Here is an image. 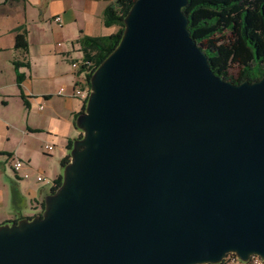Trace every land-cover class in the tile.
Returning <instances> with one entry per match:
<instances>
[{
    "label": "water",
    "instance_id": "water-1",
    "mask_svg": "<svg viewBox=\"0 0 264 264\" xmlns=\"http://www.w3.org/2000/svg\"><path fill=\"white\" fill-rule=\"evenodd\" d=\"M188 0H135L94 69L61 184L0 264L264 261V76H215Z\"/></svg>",
    "mask_w": 264,
    "mask_h": 264
},
{
    "label": "crops",
    "instance_id": "crops-1",
    "mask_svg": "<svg viewBox=\"0 0 264 264\" xmlns=\"http://www.w3.org/2000/svg\"><path fill=\"white\" fill-rule=\"evenodd\" d=\"M107 5L105 0H0V225L39 215L62 173L67 142L79 135L73 116L84 100L73 96L85 88V76L72 64L84 59L83 37L116 32L103 24ZM17 35H24L25 50L15 48ZM15 63L25 66L17 70L23 75L20 91ZM46 145L53 146L49 154ZM14 159L23 163L19 172L12 170Z\"/></svg>",
    "mask_w": 264,
    "mask_h": 264
},
{
    "label": "trees",
    "instance_id": "trees-1",
    "mask_svg": "<svg viewBox=\"0 0 264 264\" xmlns=\"http://www.w3.org/2000/svg\"><path fill=\"white\" fill-rule=\"evenodd\" d=\"M105 1L108 5L103 10V24L107 28L115 26L116 32L108 37H83L80 40L84 59L93 61L94 69L117 47L123 32V19L135 2ZM182 11L188 17L187 29L191 38L206 54L215 76L236 84L253 82L264 76V0H188ZM15 48L26 49L24 35L16 36ZM20 67L25 66L14 64L19 91L23 80V75L17 72ZM230 70H235L236 73L232 75ZM90 76L91 74L84 78L87 89ZM20 97L24 99L21 93ZM85 101L86 98L81 111L73 116L75 129V120L84 111ZM77 138H81L80 132ZM72 142L73 140L67 142V155L60 162L61 168L69 162ZM60 184L61 175L53 182L50 193H54ZM43 205L42 202L40 214Z\"/></svg>",
    "mask_w": 264,
    "mask_h": 264
},
{
    "label": "built area",
    "instance_id": "built-area-1",
    "mask_svg": "<svg viewBox=\"0 0 264 264\" xmlns=\"http://www.w3.org/2000/svg\"><path fill=\"white\" fill-rule=\"evenodd\" d=\"M53 22L56 23L58 26H60L61 20L59 17H55L53 19ZM72 68L80 70L84 74V76L89 75L94 71L93 61L86 60V59H83L77 63H73ZM88 91H89V89H87L86 87L82 90L76 89L73 91V96L82 97L83 99H85L87 94H88ZM63 93H64V89L61 88L59 90L58 94L62 95ZM43 149H44L45 154H49L52 152L53 146L46 145V146H44ZM11 167H12V170L14 172H19L23 167V163L20 160L14 159L11 161ZM24 178H27V176L25 175ZM37 181L40 182V181H42V179L37 178ZM223 262H224V264H264V261H262L261 259H259L257 257L250 258V260L247 263H240L236 259V257L233 255H228Z\"/></svg>",
    "mask_w": 264,
    "mask_h": 264
},
{
    "label": "rangeland",
    "instance_id": "rangeland-1",
    "mask_svg": "<svg viewBox=\"0 0 264 264\" xmlns=\"http://www.w3.org/2000/svg\"><path fill=\"white\" fill-rule=\"evenodd\" d=\"M229 73L234 75L236 73V71L235 70H230Z\"/></svg>",
    "mask_w": 264,
    "mask_h": 264
}]
</instances>
